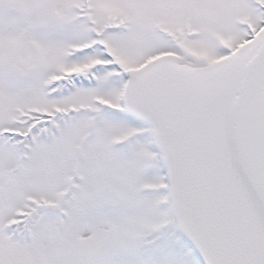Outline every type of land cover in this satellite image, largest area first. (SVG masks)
Wrapping results in <instances>:
<instances>
[{
	"label": "snow or ice",
	"instance_id": "snow-or-ice-1",
	"mask_svg": "<svg viewBox=\"0 0 264 264\" xmlns=\"http://www.w3.org/2000/svg\"><path fill=\"white\" fill-rule=\"evenodd\" d=\"M0 264H264V0H0Z\"/></svg>",
	"mask_w": 264,
	"mask_h": 264
}]
</instances>
